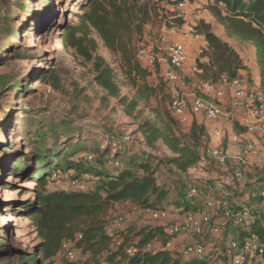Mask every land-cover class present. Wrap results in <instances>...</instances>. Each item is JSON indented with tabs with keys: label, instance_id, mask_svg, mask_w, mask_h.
I'll list each match as a JSON object with an SVG mask.
<instances>
[{
	"label": "rangeland",
	"instance_id": "obj_1",
	"mask_svg": "<svg viewBox=\"0 0 264 264\" xmlns=\"http://www.w3.org/2000/svg\"><path fill=\"white\" fill-rule=\"evenodd\" d=\"M81 2L82 0H0V238L5 237L16 252H34L38 244L31 222L23 216L22 210L23 204L31 199L35 189L31 178H35L36 149L53 152L52 158L60 155L58 159L51 158L52 162H58L59 172L50 177L47 190H69L68 181L71 178H79L85 174H109L121 168L124 159L132 155L124 153L120 157L115 156V148L130 143L140 149L141 138L137 134L139 123L146 118H154L151 110L169 112L171 89L156 66L149 67L142 63H139L141 67L150 71L151 75L144 80L138 79V84L143 86L146 83L155 88L156 96L149 100L147 108L139 105L143 113L138 120L124 116L122 108L114 99H109L104 105L100 104L99 98L103 92L92 83L91 65L73 59L64 49L58 29L64 22L75 21L74 16L79 13L78 5ZM180 2H184L183 13L188 12L189 17L205 8L200 5V8L189 12L193 0H144L143 5L148 8L149 15L143 25L142 34L156 35L170 23L182 24L187 14L178 10ZM180 15L182 17H179ZM186 22L189 23L188 20ZM191 23L198 25L193 19ZM138 41L139 36L133 35L129 47L134 50ZM98 53L116 68L117 62L113 61V57L101 45ZM51 65L61 80L60 92L38 81L40 71ZM117 81L121 94L131 98L134 91L119 71ZM250 85L254 86L252 82ZM174 120L179 126L178 132L185 135L187 130L183 122L175 118ZM68 124L80 131L76 135L58 132ZM50 125L56 128V137L49 132ZM40 129L44 136L36 145L34 137ZM103 132H109L118 138L113 140ZM222 132L220 140L224 139V142L211 144L207 140V147L226 148V139L229 136L226 131ZM87 134H91V137L87 142L80 141L84 144L82 149H76L74 152L68 150L73 142L82 140V136ZM258 140L264 143L263 137ZM92 142H98L100 148L108 144L111 150L108 149L106 153L101 149L95 151L90 145ZM261 146L264 160V144ZM85 153L91 154V162L83 158ZM131 154L138 156L136 158L144 156L137 151ZM151 154L154 156L151 165L156 171L157 184L167 190V197L162 204H166V211L170 216L167 221L156 225L166 224L181 217L183 213L199 212L203 198L209 194L215 197L227 194L231 200H236L264 224V165L254 168L255 172L250 174L243 168L244 183L240 187L226 188L220 181L221 177L239 168L235 162L226 168H219L209 162L202 168L178 175L172 167L162 161L160 151L153 150ZM68 159L80 170L67 169L65 161ZM185 183H193L196 186L190 191ZM194 191L196 193H192ZM185 205H189L188 208H185ZM150 215L151 210L125 202L108 206L103 219L109 223L121 218L126 222V227L138 231L148 227ZM239 232L240 229H230L226 234L221 232L219 239L211 241L224 246L222 242L237 239ZM129 235V238L134 239L131 231ZM190 239L193 240L187 235L178 236L171 250H174L176 245L188 243ZM244 239H247V236ZM199 241L206 243L208 239L202 237ZM88 258L89 255H83L78 250L75 260L69 261L63 252H60L52 264H93ZM262 260L263 258L260 259L261 262Z\"/></svg>",
	"mask_w": 264,
	"mask_h": 264
},
{
	"label": "trees",
	"instance_id": "obj_2",
	"mask_svg": "<svg viewBox=\"0 0 264 264\" xmlns=\"http://www.w3.org/2000/svg\"><path fill=\"white\" fill-rule=\"evenodd\" d=\"M143 1L82 0L78 5L79 13L74 16L75 21L64 22L58 28L64 49L75 61L81 60L83 64L91 65L92 83L103 92L99 98L100 104L104 105L109 99H114L122 108L123 115L134 121L143 113L139 105L142 104L143 108H147L149 100L156 96L155 88L146 83L143 86L138 84V79L144 80L151 73L135 61L134 50L129 47L133 35L141 36L143 25L148 19L149 10L145 4L143 5ZM206 1V12L222 27L229 39L250 43L253 46L259 67L258 90L264 95V0ZM197 29L208 42V48L196 60L197 79L221 85L238 76L244 66L236 50L214 35L210 24L203 20L198 22ZM100 45L109 52L113 61L117 62L116 68L99 55ZM117 71L125 77L128 86L134 91L131 98L121 94ZM38 81L47 84L54 91L62 90L61 80L52 65L40 71ZM151 114L154 118L144 119L137 128V134L141 138L140 149L130 143L115 148V156L120 157L124 153L132 156L124 159L121 168L109 174L95 175L93 188L85 192L48 191L47 182L54 173L59 172V165L57 161L51 160L53 152L36 149L35 178H31L35 183V189L31 199L23 204L22 210L23 216L31 222L38 244L34 252H16L7 239L2 237L0 262L52 264L54 258L61 252L62 242H70L76 252L79 250L83 255H89L88 260L93 264H209L214 260L232 264L234 253L228 256L231 242H237L240 247L245 241L256 238L264 247V224H261L262 221L254 214H251L249 222L242 226L235 225L232 220H221L224 225L222 234H226L230 229H240L238 238L223 240L224 246L211 241L219 239L220 235L207 238L206 243H211L213 246L206 256L200 258L186 260L174 250L166 248L138 252L132 256L126 254V248L129 246L141 247L154 239L160 240L164 245L166 237L163 227L159 225L148 226L138 231L125 227L119 233L121 244L116 248L111 246L112 238L105 234L108 223L103 219L108 206L129 202L145 210L166 211L167 206L162 203L167 197V190L157 184L156 171L151 165V160L154 158L151 151H160L164 163L172 167L178 175H185L198 168L199 147H207L203 141L202 127L196 128L193 125L185 135H182L178 132L177 122L169 112L160 113L159 109H154L151 110ZM49 129V132L56 137V128L50 125ZM79 131L68 124L58 132L76 135ZM41 132L40 129L35 133L36 145L43 139L44 135ZM103 133L113 140L118 138L109 132ZM90 137L91 134L83 135L82 140L73 142L68 150L74 152L76 149H82L84 144L80 141L87 142ZM98 142L90 143L95 151L101 149L106 153L111 148L108 144L100 148ZM134 151L144 156L136 158L138 156L131 154ZM58 158L60 155L52 159ZM65 166L67 169L80 170L71 159L65 161ZM185 184L189 186L190 191L196 186L193 183ZM207 197L212 195H206L203 202ZM234 203L238 204L236 200ZM188 206L184 207L188 208ZM230 206L235 212L239 210L233 204ZM130 231L134 239L129 238ZM245 236L247 239H244ZM262 261L253 258L244 264H264V256Z\"/></svg>",
	"mask_w": 264,
	"mask_h": 264
},
{
	"label": "built area",
	"instance_id": "obj_3",
	"mask_svg": "<svg viewBox=\"0 0 264 264\" xmlns=\"http://www.w3.org/2000/svg\"><path fill=\"white\" fill-rule=\"evenodd\" d=\"M184 8V2H180L178 10L183 13ZM183 14H186V12ZM190 41L199 43L198 55L208 48V42L199 32L197 26L183 20L180 25L168 24L156 35L141 34L134 49L135 60L138 63L154 67L162 61L166 62L167 69L163 75V80L171 89L168 110L173 118L181 122L184 121L187 104L186 99L176 90V85L179 82V71L188 59L185 43ZM194 71L197 72L196 67ZM199 87L205 94L213 93L215 100H220L225 91H228L232 96V108L245 116L242 124L245 133L264 138V95L257 87L250 85L245 77L238 75L232 80L222 83L219 89L216 88L215 84L208 81H200ZM190 110L192 114L200 115L210 122L218 120L223 115L217 101L197 95L191 96ZM211 134L217 139H221L223 136L220 129H213ZM228 145L226 148L200 147L198 167L202 168L212 162L219 168H226L229 164L235 162L239 168L231 173L224 174L220 181L223 186L227 187L242 185L244 182L243 168L250 164L257 150L256 145L254 142L244 140L236 134H232L228 138ZM83 158L88 162L92 161V156L88 153H85ZM94 181V176L85 174L79 178L69 179L68 188L77 192H85L93 188ZM217 196L207 197L199 212L185 213L166 224H157L163 227L166 237L164 245L160 240L154 239L146 242L141 247L129 246L126 248V254L132 256L138 252H150L160 248L171 249L178 236L187 235L193 240L181 247L176 245L174 251L186 260L206 256L213 244L199 241V238L219 236L224 226L221 220H232L235 225L242 226L247 224L251 218V212L247 208L235 204L227 194ZM230 201L232 202L230 203ZM231 204L235 205L236 208L238 207L239 210L235 212L231 208ZM169 217L167 211H151L148 226L153 227L156 223L167 221ZM125 223L123 219L117 218L105 227V234L112 238L111 246L113 248L118 247L122 242L119 233L126 227ZM61 252L67 260H75L77 252L70 242H62ZM232 253H234L232 264H244L253 258L262 259L264 247L256 238L245 241L240 247L234 241L229 244L228 256ZM209 264L225 263L214 260Z\"/></svg>",
	"mask_w": 264,
	"mask_h": 264
},
{
	"label": "crops",
	"instance_id": "obj_4",
	"mask_svg": "<svg viewBox=\"0 0 264 264\" xmlns=\"http://www.w3.org/2000/svg\"><path fill=\"white\" fill-rule=\"evenodd\" d=\"M193 1L194 2L189 12L191 11L193 12L195 9L200 8V5L201 6L207 5L206 0H193ZM192 19L195 20L196 22L203 20L205 23L210 24L213 34L216 35L218 38H220L222 41L227 42L230 46H232L236 50L244 66V69L239 71L238 75L245 77L248 80L249 84L250 82H252L255 87L259 88V67L257 65L253 46L250 43L239 42L240 44H237V41L233 39H229L226 36L222 27L219 24H217L211 16H209L205 8H203L202 11H197L193 17H189V15L187 14V17L184 18V21L186 22V20H188L189 23H191ZM185 46L187 50L188 59L184 67L179 71V82L176 85V90L181 96H183L186 99V104H187L183 126L186 128L187 132L190 130V128L193 125H195L196 128L202 127L204 131L203 141L205 143V146H207L206 145L207 140L211 144H220L222 143V141L224 142V139L220 140L212 136L211 132L213 129H220L221 131H226L229 137L232 134H236L241 138H243L244 140H250L254 142L257 149L256 153L252 157L250 164L246 166L244 170H246V172L249 174L255 172L254 168H258L259 166L264 165L263 164L264 160H262L263 154H261L263 150L261 145H263L264 143L261 140L260 141L258 140L260 136L250 135L245 133L244 128L242 126L245 116L244 114L237 112L232 108L231 106L232 96L228 91H225L224 96L220 100H215V96L213 93L205 94L200 90L199 87L200 81L197 79L195 75L196 72L194 71L196 60L199 58L198 55L199 43L190 41V42H186ZM156 68L158 72H161L163 77L167 69V64L166 62L162 61L161 63L156 65ZM220 87L221 85H216V88L219 89ZM192 95L202 96L204 98L217 101V103L222 109L223 115L218 120L214 122H210V121H206L200 115L192 114L190 110ZM226 141L227 142L225 146L228 147L229 146L228 138L226 139ZM191 241L192 239L188 240V243ZM185 244H187V242ZM217 250L219 252L218 247Z\"/></svg>",
	"mask_w": 264,
	"mask_h": 264
}]
</instances>
